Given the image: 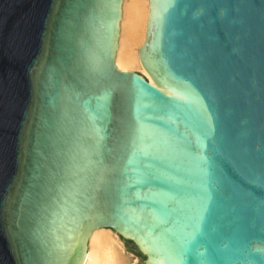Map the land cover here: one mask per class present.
<instances>
[{
	"label": "water",
	"instance_id": "water-1",
	"mask_svg": "<svg viewBox=\"0 0 264 264\" xmlns=\"http://www.w3.org/2000/svg\"><path fill=\"white\" fill-rule=\"evenodd\" d=\"M0 0V264H264V0Z\"/></svg>",
	"mask_w": 264,
	"mask_h": 264
},
{
	"label": "bare ground",
	"instance_id": "bare-ground-1",
	"mask_svg": "<svg viewBox=\"0 0 264 264\" xmlns=\"http://www.w3.org/2000/svg\"><path fill=\"white\" fill-rule=\"evenodd\" d=\"M121 9L115 65L119 71L138 72L152 83L138 57L145 38L146 0H123ZM128 259L121 239L112 231L98 229L90 235L83 264H127Z\"/></svg>",
	"mask_w": 264,
	"mask_h": 264
},
{
	"label": "rangeland",
	"instance_id": "rangeland-1",
	"mask_svg": "<svg viewBox=\"0 0 264 264\" xmlns=\"http://www.w3.org/2000/svg\"><path fill=\"white\" fill-rule=\"evenodd\" d=\"M138 73V72H137ZM125 253L128 256L127 264H131V261H140L138 253L135 251H128L126 248H124Z\"/></svg>",
	"mask_w": 264,
	"mask_h": 264
},
{
	"label": "trees",
	"instance_id": "trees-1",
	"mask_svg": "<svg viewBox=\"0 0 264 264\" xmlns=\"http://www.w3.org/2000/svg\"><path fill=\"white\" fill-rule=\"evenodd\" d=\"M139 255V254H138Z\"/></svg>",
	"mask_w": 264,
	"mask_h": 264
}]
</instances>
